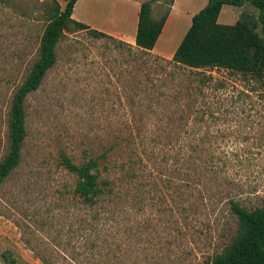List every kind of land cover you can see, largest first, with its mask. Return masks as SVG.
<instances>
[{
    "label": "rangeland",
    "instance_id": "obj_1",
    "mask_svg": "<svg viewBox=\"0 0 264 264\" xmlns=\"http://www.w3.org/2000/svg\"><path fill=\"white\" fill-rule=\"evenodd\" d=\"M53 1L66 2L0 0V160ZM134 5L80 0L75 15L108 36L69 23L55 64L25 97L21 161L0 184V264L5 252L16 264H206L238 232L229 199L263 204L264 92L129 45L119 32L132 35ZM226 10L219 23L232 24ZM166 11L155 3L151 17ZM187 27L165 25L156 50H172ZM62 155L98 159L108 184L93 206Z\"/></svg>",
    "mask_w": 264,
    "mask_h": 264
},
{
    "label": "trees",
    "instance_id": "obj_2",
    "mask_svg": "<svg viewBox=\"0 0 264 264\" xmlns=\"http://www.w3.org/2000/svg\"><path fill=\"white\" fill-rule=\"evenodd\" d=\"M76 1L66 0L63 8L53 1V6L47 10V23L40 37L38 57L11 99L7 122L8 151L0 160V184L21 161V149L26 137L24 100L30 92L39 88L47 71L55 64V47L64 29L71 23L76 29H87L94 37L108 36L71 17ZM160 2L167 5V11L161 18L153 19L152 4ZM172 2L144 0L140 3L134 38L138 48H153ZM245 3L252 6L256 14L244 13L233 24L217 21L224 4L242 6ZM171 61L195 69H224L239 74L252 82L257 90L264 92V0H207L206 5L192 16ZM60 162L76 175L74 191L80 200L89 206L96 204L108 184V181L100 179L98 159L89 157L81 164H74L62 155ZM228 203L230 212L237 218L238 232L226 249L214 255L206 264H264V202L253 209H247L236 199H229ZM3 257L7 262L2 264H16L10 254L5 252Z\"/></svg>",
    "mask_w": 264,
    "mask_h": 264
},
{
    "label": "crops",
    "instance_id": "obj_3",
    "mask_svg": "<svg viewBox=\"0 0 264 264\" xmlns=\"http://www.w3.org/2000/svg\"><path fill=\"white\" fill-rule=\"evenodd\" d=\"M79 1L80 0H77L75 2V4H74L71 17L74 20H77V21H80V22H83V23L85 22V24H87L90 28H93L89 24V21L86 18H82V14L75 15L76 14V10H77V5H78ZM128 1H133L134 4H135L134 5L135 14H136L135 19H134V25L135 26L133 28L131 36H129L128 34H124L123 32H119V33L122 35V37H124V39L125 38H129V40L131 42L129 44H134L135 45L134 38H135L136 27H137L138 10H139V5H140V3L143 0L142 1H139V0H128ZM201 1H202V3H201L200 6H198L197 8H192L193 6L195 7ZM206 3H207V0H173L172 4L169 7V12H168L167 18H166V20H165V22L163 24V28H162L161 33L159 34V36L157 38V41L155 42L153 48L150 49V50H147V51L151 52V53H153L155 55H159V56H161L163 58L171 59V57L173 55V52L175 51V49H176V47H177V45L179 43L175 44V46L169 52H165V50H163V49L156 50V43H158V41L161 39V36H162V34L164 32L165 25H171V24L172 25H184L185 24V25H188V27H189V25L191 23L192 16L195 13H197L201 8H203L206 5ZM154 4L155 3H153L152 6ZM225 9H227L226 13L229 14L232 17L233 23H235L236 20L239 19L241 13H247V14H252L253 13V15L256 14L255 9L253 7H251L247 3L243 4L242 6H233V5L224 4L221 7V10H220V12L218 14V17H217V21L218 22H220L219 16H220L221 12L224 13ZM177 21H183V24L182 23H178ZM188 27H187V29H188ZM97 30H99V29H97Z\"/></svg>",
    "mask_w": 264,
    "mask_h": 264
}]
</instances>
